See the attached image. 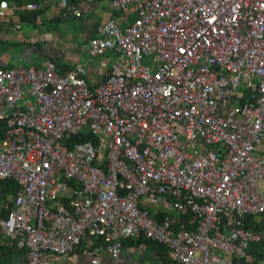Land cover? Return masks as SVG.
I'll return each mask as SVG.
<instances>
[{"label": "built area", "instance_id": "obj_1", "mask_svg": "<svg viewBox=\"0 0 264 264\" xmlns=\"http://www.w3.org/2000/svg\"><path fill=\"white\" fill-rule=\"evenodd\" d=\"M57 1L65 20L108 2L81 45L102 80L53 61L0 67V179L20 186L0 248L53 264L85 242L119 264L142 237L165 264L245 259L261 236L241 219L264 216V0ZM47 5L2 0L0 19Z\"/></svg>", "mask_w": 264, "mask_h": 264}, {"label": "crops", "instance_id": "obj_2", "mask_svg": "<svg viewBox=\"0 0 264 264\" xmlns=\"http://www.w3.org/2000/svg\"><path fill=\"white\" fill-rule=\"evenodd\" d=\"M57 3V0H48V5L42 10L36 27L28 22H22L20 12H17L10 20L0 19V67L10 68L18 64L42 67L53 59L65 70L84 65L90 82L94 84L100 82L101 71L97 64L87 62L86 54L81 50L82 43L68 42L60 29L62 24L58 25L60 31L51 25L50 22L60 16ZM112 16L108 2L99 1L82 18L72 23L78 25L80 36L88 40L95 35L97 24ZM257 154L264 155V143L258 148ZM153 207L148 209H156ZM6 209L8 208H0V218L6 217L4 213ZM162 209L174 211L169 208ZM263 218L264 216L257 217L259 221ZM86 248L87 245L84 242L67 258L53 264H113L106 252L102 253L97 263L87 255ZM255 255L264 258V235L261 236L260 241L250 243L248 259H253ZM166 260L168 257L164 255V249L161 246L142 237H134L125 240L119 264H165ZM0 264H27L25 252L0 248Z\"/></svg>", "mask_w": 264, "mask_h": 264}, {"label": "trees", "instance_id": "obj_3", "mask_svg": "<svg viewBox=\"0 0 264 264\" xmlns=\"http://www.w3.org/2000/svg\"><path fill=\"white\" fill-rule=\"evenodd\" d=\"M2 0H0L1 2ZM28 1L31 2H42L43 0H17V4L22 5ZM19 15L21 18V21H25L28 22L29 24L33 25L34 27L37 26V23L39 21V16L42 13V10L40 12H28V11H19ZM75 20H65L63 19L61 16L55 18L54 20H52L50 23L52 26H54L55 28H58V25L60 26L61 24L64 23H69ZM60 31V30H58ZM53 62L56 63V60H51ZM57 64V63H56ZM75 142H80V141H86V140H92L91 138H79V137H75L73 139ZM20 191V186L18 185V183L13 180V179H0V208H8L6 210H4L5 215L8 216L9 212L11 211V209L13 208V200L14 198L18 195ZM155 208V207H153ZM148 209V208H147ZM149 210V209H148ZM151 215L159 222L162 223L164 222V220L168 217H175L178 216L180 218V220L182 221L183 224H185L186 228L188 230L190 229H194V223H193V218L192 215L187 214V215H179L178 213H176L175 211H168L166 209H162L161 207H156V209L154 210H149ZM258 216H262L263 215H245L242 219V225L241 227L247 231V232H251L257 235H264V218L263 220L259 221L257 219ZM157 244V243H154ZM159 246H161L164 249V255L166 257H168V249L160 244H157ZM6 249V248H4ZM263 257H260L258 255H255L253 259H248V255L245 259L236 261L234 264H262L263 262ZM165 263H169V257L168 260H166Z\"/></svg>", "mask_w": 264, "mask_h": 264}, {"label": "rangeland", "instance_id": "obj_4", "mask_svg": "<svg viewBox=\"0 0 264 264\" xmlns=\"http://www.w3.org/2000/svg\"><path fill=\"white\" fill-rule=\"evenodd\" d=\"M61 31L63 32L64 36L67 38L68 42H74L76 44H83L87 40L85 37L80 36V29L77 24L72 22H67L61 25ZM81 44V45H82ZM261 191L264 192V181H261ZM154 207H158V205H154Z\"/></svg>", "mask_w": 264, "mask_h": 264}]
</instances>
